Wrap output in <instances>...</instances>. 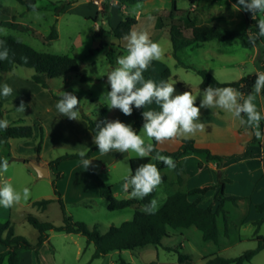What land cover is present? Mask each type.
Listing matches in <instances>:
<instances>
[{"label":"rangeland","instance_id":"obj_1","mask_svg":"<svg viewBox=\"0 0 264 264\" xmlns=\"http://www.w3.org/2000/svg\"><path fill=\"white\" fill-rule=\"evenodd\" d=\"M47 1L57 3L61 0H39L38 5L45 4ZM63 1L66 0L61 2ZM94 1L77 0L75 4L66 9L65 13L59 14L60 18L56 17V13L53 10L50 12L40 10L39 12L42 16L40 19H36L31 11H28L15 0H3L4 6L10 7V9L0 12V30H3L0 31V37H12L40 53L69 55L75 58L80 66V73L53 79L50 86L52 91L54 92L56 89L58 93L65 91L76 95L81 100L80 105L83 112L93 120L95 126L105 119H119L123 122V115H121L123 113L118 109L110 111L102 94L111 90L106 75L118 66L117 58L127 54V42L124 39L116 40L111 38L104 43H100L99 40L94 38V34L99 29L111 31L113 25L120 19L141 15V21L133 30L148 32L151 40L159 43L163 49L162 58L158 61H152L151 64L152 74L156 77L154 81L157 84L160 82L158 72L162 66H166L173 74L168 82L174 84L176 89L174 95L181 92L178 81H184L193 88V95H197V98L200 95L202 96L203 91L199 87L200 77L192 71L176 66V60L172 55L169 27L161 28L166 31L158 30L154 27L151 10L154 6H158L156 2L151 3V5L140 4V8L135 7L137 4H129L120 11L113 7L122 5L117 0ZM108 1L110 2L109 13L103 10V5ZM159 1L161 10L156 15H159L158 18H165L172 8V3L169 1V10V7L166 6L167 0ZM202 1L199 0V2ZM176 3L180 9H188L190 7L188 0H176ZM218 3L220 4L221 1ZM59 5L60 3L56 6ZM108 15L110 16L109 18ZM175 17L182 18L185 21L189 15L184 14L182 11L176 14ZM261 18H264V16L261 15ZM137 19L139 20V18ZM56 21L58 22L56 23ZM3 22L19 23L23 26H28L31 30L7 28L2 25ZM202 22L192 20V24L196 25H201ZM240 23V25L231 26L227 30L241 32L243 25H245L244 20ZM54 24H56L58 30V39L47 42L45 38L50 34ZM235 42V44H239L238 41ZM257 47L258 50L249 44H246L245 47H238V45L228 47L232 55L246 61L240 65V69L235 72L232 70L230 74L216 79L220 82H236L244 76L254 74L256 71H262L260 56L263 47L260 42H258ZM109 52L114 54V65H111L108 60L107 53ZM194 52L193 55L188 52L187 56L181 54V58L186 63L194 64L211 73L208 69L210 67L209 62L205 60L203 51ZM177 68H179V72L175 73ZM33 74L34 71L31 69L17 67L6 74L0 84L7 83L13 89L11 96L7 98L0 96L3 102L4 119L8 121V126L19 122L21 125L31 126L34 131V135L29 139H11L8 145L0 142V160L7 159L9 162L8 171L0 175V180H7L17 191L22 192L27 187L31 192L27 201L21 200L20 203L11 208L0 206V222H10L17 236L24 237L30 243L36 244L39 235L27 222L29 215L37 217L42 222H51L57 226L63 223L62 212L57 201L51 203L44 212L33 207L35 201L57 200L52 185L55 179L54 174L52 173L50 177L41 179L30 165V162L38 160L41 129L43 130L42 148L44 160L53 161L60 156L78 154L80 151L88 153V149L96 145L93 143L94 135L90 132L88 123L81 117L80 111L78 120H70L67 117L60 116L56 108H53L51 113L47 111L45 106L49 105V103L41 95V92H43L41 86L33 81ZM83 76L91 80L83 82ZM21 100L26 105L24 113L15 110V108L19 107ZM259 100L264 104L261 94L256 98L255 103L257 106ZM151 106L153 104L148 107ZM220 114H226L228 117L231 115L223 110L220 111ZM261 129L264 130V121L261 122ZM215 130L222 131L223 128L219 127ZM227 131L233 132L235 130L229 128ZM238 132L246 134L252 131L250 129L246 131L244 126H242ZM140 134L143 136L142 132ZM144 138L146 144H154L147 137ZM253 140L246 145V148L251 150L252 146L260 143V139L255 136ZM171 142L166 141L163 144H170ZM129 157L137 158L135 153L132 152L120 153L112 151L108 154H101L97 150L93 158H91H95V161L91 163L87 170L82 167L81 160H70L62 163L60 170L64 173V177L58 183V191L62 195L67 212L75 221L85 223L90 227L98 226L102 232H105L112 225L120 226L122 223L132 220L135 213L134 207L120 211L108 210V202L100 197L99 189L94 179V176L97 175L107 185L113 186L117 199H129V193L123 189V177L130 170ZM20 160H24V162ZM113 161L116 162L112 164ZM183 162L191 180L195 179V182L190 184L201 182L219 186L225 178L223 172L219 178L217 172L211 168H208V171L199 177L196 155L185 158ZM150 163L157 165V161L153 159ZM208 166L211 167V165ZM249 169L252 170V173H248ZM160 172L162 183L156 188L157 194L154 198L158 202V210L163 206L168 195L173 194L181 187L177 183V175L174 170L166 169L160 170ZM242 172L246 175H244L245 180H240L234 176L236 173L241 174ZM227 173L236 179L234 185L228 187V192L245 196L254 187L250 177L253 176L254 178L256 174H260V170L257 163H251L243 165L242 168L228 170ZM163 177H165V180H163ZM211 194L213 195L207 199V203L204 206L217 209V203L219 202L218 192ZM245 204V201H242L240 207H235L231 202L226 204L232 220L229 224V237L225 236L222 215L218 216L221 234L220 245L203 241L201 233L194 227L177 230V234L170 229L171 238L164 240V247L157 248L160 252L158 260H155L156 247L146 246L134 251H114L100 259L94 260L92 264H118L121 258L131 264H206L205 257L215 254L226 258H237L245 251L254 249L257 246L255 241H251L256 234L257 226L252 224L240 225V221L248 215V209ZM258 234L264 236V224L259 227ZM166 247L178 248L180 254L187 256L189 259L184 263H180L179 254L167 251ZM94 251V245H88L86 238L81 235L55 233L42 249V260L43 264H86L91 260ZM24 264H31L26 256H24ZM245 264H264V252L250 263Z\"/></svg>","mask_w":264,"mask_h":264},{"label":"trees","instance_id":"obj_2","mask_svg":"<svg viewBox=\"0 0 264 264\" xmlns=\"http://www.w3.org/2000/svg\"><path fill=\"white\" fill-rule=\"evenodd\" d=\"M18 4L24 6L28 11H31L29 5L35 4L37 0H15ZM121 4H136L147 0H117ZM220 2L221 0H214ZM77 0H68L60 3L53 11L56 13V17L59 14L65 13L67 7L75 4ZM190 5L195 4V0H188ZM172 8L169 14L163 18H158L159 28L169 27V34L172 46V55L176 60V66L184 68L188 71L194 72L201 79L200 89L203 91L208 86L213 87H234L239 91L248 94L252 92L254 81L256 79L255 73L242 77L236 82H220L216 77L209 73L206 69L199 68L198 66L190 63H186L179 53L187 48H193L200 44L211 41H233L243 40L246 37L247 32H238L235 30H221L212 25H196L192 24V20L187 17L184 20L182 18H176L175 15L181 13L182 10L177 8L176 0H171ZM54 6L53 3H49L48 7ZM9 9L4 6L3 0H0V12L2 10ZM105 12L110 11V2H106L103 5ZM38 11L40 8L38 7ZM262 14H257V19H252L250 12L245 11L244 23L246 30L251 28V31L256 32L257 20L261 19ZM110 16L108 15V18ZM57 23V21H56ZM138 24V20L135 17H127L121 21L116 28L111 31H105L99 29L95 34V39H102V42H106L113 38L121 40ZM187 24V25H186ZM2 25L7 28L16 30L30 31L31 28L23 26L19 23L3 22ZM188 33V34H187ZM58 39V30L56 24L51 28L50 34L45 38L47 42L55 41ZM0 41L3 42V47H7L9 50V58L7 60H0V84L6 74L11 72L14 68L21 67L31 69L34 71L32 76L33 81L43 88H48V81L53 79H59L67 77L71 74L80 73V66L77 60L69 55H53L47 53H40L34 50L32 47L15 40L12 37H0ZM263 47V51L260 56V65L262 71H264V38L258 40ZM108 60L111 65H114V54L112 52L107 53ZM23 58H27V61ZM145 79H152L153 75L151 67L144 72ZM162 77L167 79L170 77V70L166 69ZM91 79L86 76L82 77L83 82L90 81ZM240 85H244L243 88ZM264 100V92L261 93ZM56 100H59V96H54ZM82 118L88 123L90 132L95 135L96 126L93 120L83 112L81 105L79 106ZM0 119H4L3 102L0 98ZM144 123L141 109H134V120L132 123L133 129L139 133ZM34 135L33 128L27 125H21L19 122L8 126L6 130H0V142L8 145L11 139H29ZM254 141V140H253ZM154 142L155 151L152 153L154 156L157 152L164 156L173 158L176 162V168L174 169L177 175V183L182 185L184 182L185 166L182 163V159L189 153L202 154L206 156L207 162H216L217 174L220 178L222 175V165L226 160L239 159V158H251L252 150L246 148L243 154L232 156H219L212 154L208 149H202L195 146L193 140H183L180 148L175 152L161 151L156 147ZM43 144V130L41 129V140L38 145V153L41 152ZM98 150L97 146H94L87 153L88 159H91L94 153ZM81 160L78 154H66L58 157L50 162L51 168L55 179L52 183L54 193L57 196V200H40L33 203L39 211H46L48 206L57 201L59 203L63 223L60 226L54 225L51 222H42L37 217L29 215L27 222L38 232V241L36 244L30 243L26 238L17 236L13 225L10 222H0V244L8 248L7 254H0V264H3L5 258H7L8 264H20V251H32L37 259L38 264H42L40 261V250L45 242L50 238V232L66 233L68 235H81L86 238L87 244L94 245L95 251L91 257V260L86 264H92L94 260L100 259L111 252L118 251H134L138 248L146 246L162 247L163 241L170 238L169 229L177 230L179 228L195 227L202 234V239L205 242H213L216 245L220 241V230L218 226V216L222 215L225 225V236H229L228 226L229 217L227 211L224 209L226 202H231L237 205V202L241 200L240 197L230 196L225 193V186L230 180L223 179L219 186H206L193 188L187 192L177 191L171 194L164 205L155 212V214H146L144 212V206L149 203L150 200L156 196V189L147 197L140 200L137 199H117L113 193V187L107 185L99 176L95 175L94 179L99 189V195L102 199L108 202L109 211H120L136 206L140 203L143 209H136L131 221L122 223L120 226L112 225L105 232H102L98 226L90 227L85 223L75 221L73 217L67 212L62 195L58 191V182L64 177V173L59 169L61 164L65 161ZM151 157L146 159L133 158L130 160V169L133 171L142 163H150ZM167 167L160 162L159 169L164 170ZM198 169H204V163H198ZM165 180V177H163ZM218 190V197L220 203L217 206L216 211H213L211 207L202 208L200 206L201 198L204 197L210 191L214 189ZM191 197H196L195 200L190 201ZM257 213H264V202L255 206ZM257 226L254 241L257 243L256 248L245 251L241 256L237 258H226L217 254L205 257L206 264H245L250 263L261 251L264 250V236L258 234L259 227L264 223V218L253 221ZM169 252H176L179 254V262L184 263L189 258L180 254L178 248H167ZM118 264H130L127 260L121 258Z\"/></svg>","mask_w":264,"mask_h":264},{"label":"clouds","instance_id":"obj_3","mask_svg":"<svg viewBox=\"0 0 264 264\" xmlns=\"http://www.w3.org/2000/svg\"><path fill=\"white\" fill-rule=\"evenodd\" d=\"M32 15L40 19L42 14L35 4L29 5ZM135 7L140 8L137 4ZM234 10L250 12L252 19H257V14H264V0H238L232 6ZM257 31H247L246 36L251 47H255L258 40L264 38V18L257 20ZM3 31V30H0ZM123 39L127 42V54L117 58V67L107 73V81L110 91L103 93L107 101V107L120 110L125 116H131L133 106L136 109H145L153 103L159 110H144L142 116L144 123L140 132L137 133L130 124H125L119 119L103 120L96 125V132L93 136V143L98 147L101 154H108L112 151L135 153L139 159H151L162 162L168 169L174 170L176 162L169 156L156 153L153 143L163 144L166 141L177 137L195 135L198 131L205 129L201 122V108H219L232 117L237 118L245 130H251L257 139H264V130L261 129V122L264 121L262 114L255 103L257 96L264 92V71H256L253 90L248 94L239 91L234 87H213L208 86L202 92V99L199 107L196 106L197 95L185 91L175 94L176 89L173 83L161 80L158 84L152 79H145L143 73L148 70L152 61L162 58L163 49L157 42H153L146 31L131 30ZM0 41V60L9 58V50L3 47ZM25 62L27 58H23ZM241 88L244 85H240ZM13 94V89L7 83L0 85V96L7 98ZM60 99L55 107L60 116L70 120H78L79 106L81 100L71 92L60 91ZM25 103L21 100L17 112L24 113ZM8 121L0 119V130H6ZM90 151V149H88ZM81 165L84 170L91 166L85 151H80ZM9 168L7 159L0 160V175L6 173ZM123 189L129 193V198L144 199L149 196L161 183L162 175L154 163L139 164L135 170L123 177ZM130 190V191H129ZM30 189L25 187L22 192L17 191L7 180H0V206L11 208L30 198ZM158 210V202L152 199L144 206L146 214H155Z\"/></svg>","mask_w":264,"mask_h":264},{"label":"crops","instance_id":"obj_4","mask_svg":"<svg viewBox=\"0 0 264 264\" xmlns=\"http://www.w3.org/2000/svg\"><path fill=\"white\" fill-rule=\"evenodd\" d=\"M38 1L39 0H37L36 5L40 8L41 11L45 10L47 12H50L51 10H53L56 7L57 4L61 3L62 0L60 2H57V3L52 2V1H47L45 4H41V5H38ZM66 1H68V0H66ZM169 1L171 2V0L166 1V6H168V7H169ZM50 2L53 3L54 6L48 7V4ZM94 2H96V0ZM153 2H156V4L158 5V6H154L153 9L151 10V13L153 14V16H152L153 21H154L153 23H154V27L156 29L160 30L161 28H159L158 22H157L159 15H156V13H158L161 10V7L159 5L160 1L159 0H147L144 2L136 3V4L151 5V3H153ZM237 3H238V0H221L220 4L214 0H203L202 2H199V0H195V4L190 5V7L188 9H180L178 6H177V8L179 10H182L184 14L189 15V17L192 20L198 21V22L203 21L201 23V25H212L218 29L227 30V28H229L231 26L240 25L241 24L240 22L242 20H244V18H245V11L244 10H242V9L241 10H234L233 9L232 6L237 4ZM93 4H95V3H93ZM127 5H129V4H122L120 7H118V5L113 6V7L117 8V10L121 11V10L125 9V7ZM158 8H160V9H158ZM9 9H10V7H9ZM100 9H99V11H100ZM169 10H170V7H169ZM262 15L264 16V14H262ZM57 18H60V17H57ZM135 18L136 19L139 18V20L137 19L138 23L142 19L141 15H137ZM111 19H112V17H111ZM125 19H120L116 24L113 25V29L116 28L117 25ZM161 30H164V29H161ZM164 31H166V30H164ZM241 32H247L245 25H243ZM97 40H99V42L102 43V39H97ZM235 41H238L239 44H235L236 43ZM258 42L259 41H257V43L254 47V49H256V50H258V47H257ZM246 44H249L248 40H247V36L243 40H233V41H226V42L211 41V42H206V43L200 44L199 46H196L193 48H187V49L183 50L182 52H180L179 56L181 57V54H183L184 56L185 55L187 56L188 52L191 53V55H193L195 53L194 51H203L202 52L203 56H204L205 60H207L209 62V65H210V67H208L209 71L216 78L224 77L227 74H230L232 70H233V72H235L236 70L240 69V65L242 63L244 64L246 61V60H241L240 58H237L236 56L232 55L231 50L228 47H230L232 45H238V47H240V46L245 47ZM150 67H151V65H150ZM166 69H168V68H166V66H162L161 69L159 70L158 78L160 79V81L164 80V81L168 82V80L170 78H172L173 74L171 72H170L169 78L165 79L162 77V74ZM178 69L179 68L176 69L175 73L179 72ZM151 72L153 73L152 70H151ZM143 75L145 77L144 73H143ZM176 77H177V75H176ZM155 79H156V77L153 76L152 80H155ZM51 81L52 80L48 81L49 87L47 89L41 87L42 91H43V92H41V95H43V97H45L47 100L46 102L49 103V105L45 106V108L50 113L52 112L53 108H56L55 105L58 101L55 99L54 96H59L58 91H56V89L54 92L52 91V89L50 87L51 83H52ZM178 83L181 87L180 88L181 92L179 91L180 93H183L185 91L193 92V88H191L189 85H187V83H185L184 81H182V82L178 81ZM200 84H201V82H199V87H200ZM201 99H202V96L200 95L199 98H197V100H196V106L199 107V103H200ZM257 107H258V110L262 114H264V104H262V102L260 100L258 102ZM149 108L159 110L158 106L155 105L154 103H153V106H151V107L146 106L145 109L141 108V110L143 112L144 110H149ZM134 109H135V107L133 106V113L131 116H125L124 114H121V115H123V123L130 124L132 126V123L134 120ZM220 111H221V109L216 108V107H212L210 109L201 108L200 120H201V122H203L205 124V129L203 131H198V132H196L195 135L188 136L187 138H185L183 136L177 137L173 140H170V141H172L170 144L156 143V147L161 151L175 152L180 148L183 140L189 139V140H193L195 142L196 147L202 148V149H208L214 155L232 156V155L243 154V152L245 151L246 145L249 142L253 141V139H254L253 132L246 133V134L239 133L238 130L240 127H242L239 123V120L237 118L232 117L231 115L229 117L226 114L222 115V114H220ZM219 127H222L223 130L222 131L221 130H215L216 128H219ZM229 128H233L235 131L228 132L227 130ZM10 141L11 140H9V142ZM259 142L260 143L251 147V150L253 152L251 158H244L243 157V158H239V159L226 160V161H224V163L222 165V172L225 176V179L230 180V182H228L225 186V193L227 195H230V196H236V197L241 198V200H239L237 202V205L233 204L235 207H240L242 205V201L246 202L245 206L248 209V215L240 221L241 226L250 225V224L254 225L252 223L253 221H257V220L264 218V213H257L255 210V206L257 204L264 202V139H260ZM43 155H44V151L42 148L41 152L38 153V160H35L33 162H35L39 165H48L49 177H50V175L53 172H52L51 168L49 167V164L52 161L44 160ZM192 155H196V160L198 161V163L199 162L204 163V169L203 170H199V169L197 170L199 177H201V174L206 173L208 171V168H211L212 170L217 171L216 162H212V161L207 162L206 156L202 155V154L189 153L183 157L182 163L184 164V162H183L184 159L189 157V156H192ZM131 159H133V158L129 157V162ZM114 160H116V159H114ZM94 161H95V158L92 159L90 163H93ZM114 162H116V161H113L112 164H114ZM159 163L160 162L157 161V167L159 166ZM251 163H257L258 169L260 170V174H256V176L254 178H253V176L250 177V178H252L251 179L252 182L251 181L250 182L254 185L253 190L245 196L237 194V193H229L228 187L234 185V183L236 182V179L234 176H236L240 180L241 179L245 180L246 175H245V173L242 172L241 174L236 173L234 176H232V175L228 174L227 171L231 170L233 168H239V167L242 168L243 165L251 164ZM208 165H211V167H209ZM61 166H62V164H61ZM61 166H60V168H61ZM166 169H168V168H166ZM166 169H164V170H166ZM161 171H163V170H161ZM248 173H252V170L249 169ZM184 176H185L184 182L181 185L180 189L177 191L187 192L193 188L213 186V185H208L207 183H201V182L190 184L191 182H195L194 181L195 179L193 181L191 180V177L187 173L186 167H185ZM60 181L58 183H60ZM218 190L219 189L217 188L216 190L210 191L204 197H202L201 201H200V206L202 208H208L209 206H204V204L207 203V199H209L211 197V195H213L211 193H213V192L217 193ZM177 191H175V192H177ZM113 193H114V187H113ZM156 194H157V191H156ZM114 195H115V193H114ZM169 196L170 195H168V197ZM167 198H166V200H167ZM129 199H132V198H129ZM195 199H196V197H191L190 201H193ZM137 200L140 202V199H137ZM219 203H220V199H219V202L217 203V205ZM227 203H230V202L225 203L224 209L228 213L229 224H230L232 222V220H231V215L229 214V210H227V208H226ZM133 207L135 208V211L137 208L143 209V206L140 203H138L136 206H133ZM213 211H216V209H213ZM222 220H223V217H222ZM254 226H256V225H254ZM180 229H185V228H179L177 230H180ZM224 229H225V225H224ZM177 230H173V232L177 234V232H176ZM219 230H220V228H219ZM228 231H229V235H230V227L229 226H228ZM168 232L170 234V229ZM55 233L56 232L51 231L50 232V238ZM50 238H49V240H50ZM254 238H255V236H254ZM254 238L251 239V241H254ZM49 240L47 242H49ZM47 242L44 243V245L42 246V248L40 250V261L42 264L44 263L42 260V249L44 248V246ZM209 242H211V241H209ZM220 244H221V238H220L218 245H220ZM164 246L165 245H164V241H163L162 247H164ZM157 248L158 247L155 248V260H158L159 253H160ZM169 248H172V247H169ZM263 252H264V250L261 251L257 256L261 255ZM7 253H8V248L5 246H2L0 244V254H7ZM19 256H20V260H21L20 264H24V256H26L30 260L31 264H38L37 259H36L35 255L32 251H25V250L20 251ZM3 264H8L7 258H5Z\"/></svg>","mask_w":264,"mask_h":264},{"label":"water","instance_id":"obj_5","mask_svg":"<svg viewBox=\"0 0 264 264\" xmlns=\"http://www.w3.org/2000/svg\"><path fill=\"white\" fill-rule=\"evenodd\" d=\"M24 162V160H21ZM31 167L36 171L39 178H48L49 177V168L48 165H39L35 162H30Z\"/></svg>","mask_w":264,"mask_h":264}]
</instances>
